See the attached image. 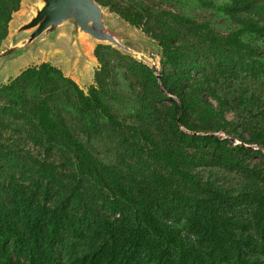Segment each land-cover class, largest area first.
<instances>
[{
	"label": "trees",
	"instance_id": "1",
	"mask_svg": "<svg viewBox=\"0 0 264 264\" xmlns=\"http://www.w3.org/2000/svg\"><path fill=\"white\" fill-rule=\"evenodd\" d=\"M97 1L162 71L99 46L88 91L51 63L0 84V264H264V0Z\"/></svg>",
	"mask_w": 264,
	"mask_h": 264
},
{
	"label": "water",
	"instance_id": "2",
	"mask_svg": "<svg viewBox=\"0 0 264 264\" xmlns=\"http://www.w3.org/2000/svg\"><path fill=\"white\" fill-rule=\"evenodd\" d=\"M86 41L134 58L139 53L128 44L150 45L145 38L120 30L116 17L97 0H38L26 19L15 27L9 46L0 53V64L11 62L13 66L16 61L24 62L39 47L68 50L91 58V45Z\"/></svg>",
	"mask_w": 264,
	"mask_h": 264
},
{
	"label": "rangeland",
	"instance_id": "3",
	"mask_svg": "<svg viewBox=\"0 0 264 264\" xmlns=\"http://www.w3.org/2000/svg\"><path fill=\"white\" fill-rule=\"evenodd\" d=\"M38 2V0H23L22 7L20 12L14 15L13 21L10 24V32L8 38L4 41V43L0 47V53L5 50L10 43V38L14 33V29L16 26L19 25L20 21L26 19L28 12L31 6ZM156 4H160L164 9H175L172 4H163L159 0H155ZM150 5H154V2H147ZM111 12V10L108 8ZM191 14L200 22H209L215 29L222 33L229 32V25L225 22L224 19L218 17L215 14H212L208 11H196L192 8H189ZM116 17V26L125 32L133 33L135 35H139L142 38H145L150 45L142 46L140 44H128L129 46L136 49L139 53L135 60L146 64L147 66L154 68L157 72L162 71V49L156 39L152 37V35H148L144 30L137 29L132 27L129 23L125 22L120 16L116 15L115 13L111 12ZM86 43L91 45V54L88 57L80 56V54H73L70 53L68 50H60V49H51L48 47H39L34 50L27 59L23 62L21 60L16 61L13 66L10 65L11 62H3L0 64V84H8L13 79L17 78L21 75L25 70L31 68L33 66H39L44 63H51L55 67L62 70L65 75L74 81H76L83 90L88 91V89L93 86L96 82L95 74L97 71L101 70L102 66L99 63L98 59L95 56L96 49L101 46L98 45L95 41H86ZM65 46V45H63ZM67 48V47H65ZM64 49V48H62ZM123 54V53H122ZM88 55V54H87ZM126 55V54H124ZM129 56V55H126ZM92 59V61H91ZM16 66V67H15ZM13 67V68H12ZM12 68V69H11ZM214 135L220 136L222 138H227L225 132L215 133ZM233 145H241V141L236 139L232 140ZM248 147H251L247 145ZM255 150V148H251ZM259 148H256L258 150ZM253 164H261L262 158H254L251 160ZM218 180L221 181L223 184H229L232 181V177H227L219 173Z\"/></svg>",
	"mask_w": 264,
	"mask_h": 264
}]
</instances>
